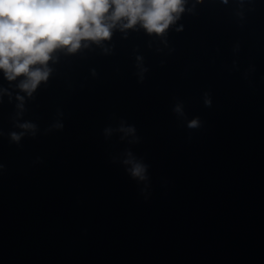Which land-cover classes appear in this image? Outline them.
Instances as JSON below:
<instances>
[{"label":"water","instance_id":"water-1","mask_svg":"<svg viewBox=\"0 0 264 264\" xmlns=\"http://www.w3.org/2000/svg\"><path fill=\"white\" fill-rule=\"evenodd\" d=\"M123 23L0 70V264H264V0Z\"/></svg>","mask_w":264,"mask_h":264},{"label":"clouds","instance_id":"clouds-1","mask_svg":"<svg viewBox=\"0 0 264 264\" xmlns=\"http://www.w3.org/2000/svg\"><path fill=\"white\" fill-rule=\"evenodd\" d=\"M186 3L187 0H0V70L10 81L25 76L19 87L30 96L41 81L49 78L47 63L57 48L75 52L84 39H108L121 21H126L124 28L139 23L149 33L162 34L180 18ZM36 65L45 67H33ZM197 123L193 120L190 125ZM21 127L32 129L35 125L25 123ZM123 130L135 131L132 127ZM21 135L14 132L12 138L18 141ZM126 163L133 165V176L144 177L145 165L133 160Z\"/></svg>","mask_w":264,"mask_h":264}]
</instances>
